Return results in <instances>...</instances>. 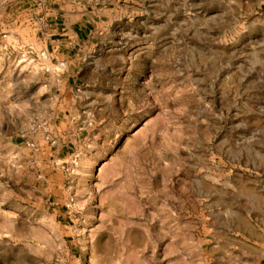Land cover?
I'll return each instance as SVG.
<instances>
[{
  "label": "rangeland",
  "instance_id": "374dc122",
  "mask_svg": "<svg viewBox=\"0 0 264 264\" xmlns=\"http://www.w3.org/2000/svg\"><path fill=\"white\" fill-rule=\"evenodd\" d=\"M0 264H264V0H0Z\"/></svg>",
  "mask_w": 264,
  "mask_h": 264
}]
</instances>
